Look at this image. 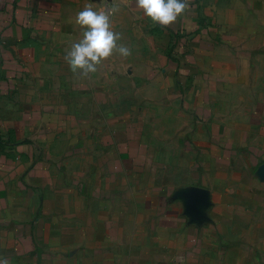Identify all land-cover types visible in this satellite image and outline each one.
Here are the masks:
<instances>
[{
	"label": "crops",
	"instance_id": "0c3cea01",
	"mask_svg": "<svg viewBox=\"0 0 264 264\" xmlns=\"http://www.w3.org/2000/svg\"><path fill=\"white\" fill-rule=\"evenodd\" d=\"M225 1L224 16L234 17L237 44L227 45L229 36L223 42L229 52L236 48V70L231 75L222 68L219 79L257 81L258 74L248 77L247 67L264 60V0ZM202 4L0 0V264H179L182 255L186 259L180 264H193L195 232L213 225L214 208L226 205L235 210L236 220L247 221L248 207L264 206V148L249 145L234 151L247 163L231 167L239 178L234 195H229L232 189L224 193L223 204L214 203L212 188L197 182L160 195L162 206L151 198L130 199L132 184L139 183L135 176H143L130 164L134 151L141 154L140 141H132L128 113L116 115L110 98L123 96L133 81L141 83L133 66L147 70L170 60L159 54L156 62H148V44L156 53L163 50L162 37L166 49L171 40L172 46L179 43L174 38L200 31ZM161 78L155 85L168 79ZM248 108L253 118L264 114V106ZM251 120L253 127L261 124ZM240 128L235 122L233 137ZM216 134L221 135L220 127ZM219 152L216 161L229 164L231 150ZM133 208L138 213L155 209L157 217L131 218ZM257 229L261 240L264 225ZM167 230L175 233V241L163 242L170 250L160 254L154 245ZM178 235L187 237L185 251L175 246Z\"/></svg>",
	"mask_w": 264,
	"mask_h": 264
},
{
	"label": "rangeland",
	"instance_id": "374dc122",
	"mask_svg": "<svg viewBox=\"0 0 264 264\" xmlns=\"http://www.w3.org/2000/svg\"><path fill=\"white\" fill-rule=\"evenodd\" d=\"M202 1L200 31L184 33L183 38L179 40L174 38V42L179 41L175 46H172V40H168L166 49L164 45L167 38L162 37L163 50H157L156 53L148 44L145 53L148 62H156L160 55H163L164 60L165 57L170 60L160 65L158 63L157 66L148 65L147 70L145 67L133 66L134 74L142 76L141 83L133 81L131 87L126 88L125 82L123 96L110 98V102H115L116 115L121 112L128 113L131 123L128 133L132 141L137 138L140 141L141 154L134 151L130 164L132 170L143 176H135L139 183L132 184V201L151 198L153 204L159 203V206H162L165 200L161 201L160 195H170L172 189L197 182L212 188L215 193L214 203H222L224 193L228 194L227 190L232 189L229 195H234L237 183L235 181L239 178L238 174L230 171L231 167L238 164L242 168L243 163H247L245 156L234 151H242L245 145L256 149L264 148V114L260 111L252 112L256 114L253 118L248 108L264 106V60L256 67H247L248 77L254 78L258 74L257 81L237 83L235 80L223 82L219 79V76H222V68L229 69L231 75H234L236 70V48L233 47L231 52L225 48L226 41L227 45L237 44L234 42V25L231 24L234 17L224 16L223 6L228 4L225 0L221 3L220 0ZM225 28L227 32H224ZM225 36H229L231 40L223 42ZM212 49L214 50L210 53ZM225 52L230 55L226 56ZM213 53L215 54L210 55ZM260 54H264V50L260 49ZM172 58L176 59V63ZM223 58L227 62L221 65L219 63ZM161 70H164L163 75ZM160 75L168 79L155 85L154 82L161 78ZM136 84L139 87L135 88ZM161 85L165 88L163 92L159 89ZM241 89L250 91L242 93ZM240 94L249 96H243L241 99ZM251 119L261 124L253 127L250 124ZM235 122L243 127L236 131V138L233 137ZM219 127L221 135L216 134ZM242 139H245V142H241ZM218 143H222L223 147ZM221 148L225 149L226 153L231 150L227 165H221L220 159L219 162L216 161L215 155L220 153ZM146 176L148 182L145 180ZM226 207L224 205L223 209L214 208L210 213L215 221L213 225L205 224L204 229L195 232L194 252L190 253L189 258L195 255L193 264H262L264 238L257 239V228L264 225V206L248 207L245 210L247 221L236 220L233 215L235 210L228 211ZM119 211L115 212V216ZM165 212L162 210L160 214ZM143 214L147 217H157L155 209L148 212L139 210L138 213L135 208L129 217L142 218ZM132 231L141 233L136 227H133ZM177 231L178 229L175 230ZM156 233L158 237V232ZM177 233L185 234L183 229H179ZM181 235H178L175 246L185 251L187 237ZM174 236L172 230L162 233L157 239L159 242L154 245L155 250L160 254L167 253L170 246L166 247L163 242L175 241ZM240 240H244V246L239 245ZM249 253L252 255L250 258L244 256ZM185 259L186 255H182L179 264Z\"/></svg>",
	"mask_w": 264,
	"mask_h": 264
}]
</instances>
